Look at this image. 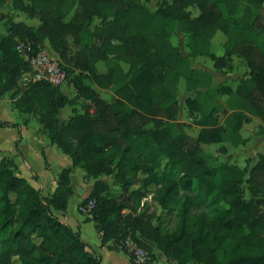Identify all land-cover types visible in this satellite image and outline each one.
<instances>
[{
    "label": "trees",
    "instance_id": "1",
    "mask_svg": "<svg viewBox=\"0 0 264 264\" xmlns=\"http://www.w3.org/2000/svg\"><path fill=\"white\" fill-rule=\"evenodd\" d=\"M158 2L152 10L142 0H12L15 10L40 24L13 21L0 33V96L11 92L15 109L36 115L72 166L61 170L56 190L44 196L19 174L13 158H0V264L101 263L80 231L55 213L66 211L74 194L73 167L95 179L80 203L94 201L85 220L95 222L103 245L129 254L132 264L128 239L149 252L145 264L156 258V248L175 264H264V154L248 169L213 163L205 148L227 140L235 147L247 144L250 137L242 131L249 114L264 117V0ZM6 3L0 0V7ZM176 31L185 35L187 52L172 43ZM218 32L227 37L222 56L213 50ZM84 34L93 42L82 44ZM71 38L79 48L70 57L74 65L61 66L76 95L47 81L22 89L29 65L18 43L31 42L39 51L48 41L69 59ZM234 56L250 69L235 91L214 87L212 73L193 66L211 58L216 70L231 69ZM182 83L189 113L200 114L198 133L177 121ZM112 87L117 97L109 103L98 88ZM220 93L234 94L236 103L223 121L215 103ZM80 98L90 103L82 112L75 110ZM68 105L73 115L61 121L60 110ZM111 175L122 188L115 196L102 179ZM149 195L151 201L143 202ZM152 203L166 214L151 210ZM172 216L179 218L176 227L166 231Z\"/></svg>",
    "mask_w": 264,
    "mask_h": 264
},
{
    "label": "crops",
    "instance_id": "2",
    "mask_svg": "<svg viewBox=\"0 0 264 264\" xmlns=\"http://www.w3.org/2000/svg\"><path fill=\"white\" fill-rule=\"evenodd\" d=\"M7 2H9V0H7ZM226 40L227 38L225 40L222 39V42L225 43ZM236 57L239 56L233 57V67L231 69L216 71L223 73L233 72L236 69V63L234 62V59ZM239 58L240 61L238 62V65H241L240 68L243 69L244 75L242 74L243 76H240V78H236V86H228L224 83L220 84L231 87L234 91L237 89L240 80L249 76L250 71L245 60L241 57ZM193 66L195 67L194 64ZM205 71H209L212 73L214 86V73L210 70ZM224 95H228L230 98L234 97L232 96L234 94ZM0 103L7 107V111H5L6 113L3 112L2 115L0 114V120L2 122L7 121L13 124L11 126L0 125V158L4 156L13 158L18 165V172L20 175L27 178L36 188L40 189L44 196L51 195L58 186V179L61 170L65 167L72 166V159L67 154H65L57 145L50 142V139L44 132L43 126L39 122V120L36 122L31 117H29V113H22L15 109L12 105V101L10 99H7L5 96H0ZM63 110L64 107L60 110L59 118L61 121H67L73 113L70 110L64 113ZM233 110L235 109H232L231 111ZM249 115L251 116L252 120L254 117H260L264 122V117L256 114ZM197 127L200 128L199 126ZM253 137L254 138H251L247 142V144L250 141L252 143H258L264 139V125L260 127V132ZM241 145L246 144H240V146ZM94 180V178L87 177L86 172L83 168L73 167L72 187L74 189V194L69 200L68 208L66 211L55 212L61 214L59 215V217L64 222L68 223L74 230L80 231L82 238L89 243L91 248L98 255L101 256L100 264H132L129 254L125 253L122 250L109 249L106 245L102 244L101 235L96 229V224V232L94 233L86 228L88 221L85 220L86 215H84L80 211V203L91 193L95 183ZM155 252L156 258L148 264H175L174 261L168 260L166 255L159 249L156 248Z\"/></svg>",
    "mask_w": 264,
    "mask_h": 264
},
{
    "label": "rangeland",
    "instance_id": "3",
    "mask_svg": "<svg viewBox=\"0 0 264 264\" xmlns=\"http://www.w3.org/2000/svg\"><path fill=\"white\" fill-rule=\"evenodd\" d=\"M144 2V4L149 7L152 10H155L158 5L159 2L158 0H142ZM195 13H197V11H194ZM71 16H69L70 18ZM68 18V19H69ZM13 21L16 22H22L25 23L26 25H30V26H37L40 23V20L37 17H30L28 16L26 13L19 11V10H15L12 6V1L9 0V2H7L4 6L0 7V33H7L8 29L11 25V23ZM99 19H96L94 22V25L91 27V31L94 30L95 26L99 23ZM227 37L224 33L222 32H218L214 39H213V50L214 52L218 55V56H222L225 53V47H224V43L222 42V39L225 40ZM87 42H93V38L91 40V36L89 34H84L82 35V39H81V43H87ZM172 43L176 46H179L181 48L182 51L187 52L188 49L186 47V37L184 34L180 33L179 31H176L173 36H172ZM43 48H46L52 55L58 57V59L61 62H64L65 64H67L68 66H73L74 62L72 60H70V57H74V55L77 53V51L79 50L78 45L74 43L73 38L70 39L69 42V53H68V57L69 59H63L59 56L58 53H56L53 49H51L49 42L45 41ZM240 61L239 57H236L234 59V62L236 63V69L233 72H218L216 71V68L214 66V61L211 58H203V59H199L198 62H195L194 65L197 68H201L202 70H210L214 73V87H219V85L221 83H224L226 85H230L235 87L236 86V82H237V77L240 78V76H243V69H241V65H238ZM115 61L112 59L110 61V64H114ZM98 67L101 71H105L106 70V65L103 62L98 63ZM243 74V75H242ZM88 83H91V81H87ZM21 86L23 89V81L21 80ZM61 89L64 91V93H66L69 97H74L76 95L75 92V88L73 87V85L69 82V81H65L63 84H61ZM98 91L100 92L102 98L111 103L112 101H114V99L117 97V93H116V88L112 87L109 89H99ZM216 95V94H214ZM7 99L12 100V93H8L5 96ZM186 98H187V93H185V89H184V84H181L180 87V92H179V96H178V101L180 104V113L178 115V123L182 124V123H191L193 126V130L195 133H198L200 128L197 127V125L195 124V119H197L200 114H190L187 107H186ZM226 102V103H225ZM215 103L217 105V112L218 115L220 117V121H223L224 116L226 113L230 112L232 109H235V102H232V99L228 96V95H224V94H218L216 95L215 98ZM90 103L85 100L84 98H80L77 102H76V106H75V110L82 112L84 111V109L86 108L87 105H89ZM222 104V105H221ZM205 105V109L206 111H209L210 108L212 106L208 105L207 103L204 104ZM73 106L68 105L66 107H64L63 112L65 113L66 111H71L73 113ZM7 111V107L4 106L2 103H0V114L2 115L3 112ZM6 113V112H5ZM73 115V114H72ZM34 121H38V118L36 115H32L30 114V116ZM263 119H261L260 117H254L252 122L249 124H246L244 126L243 129V136L245 137H250L254 138L253 136H256L257 133L260 132V127L262 125H264V122L262 121ZM262 121V122H261ZM153 123H149V126H152ZM227 137L229 139H231V135H227ZM226 147V151L222 152L221 147ZM206 153L212 156V162L213 163H222L225 161H229L232 163H238L239 165L245 167L248 165V169H250L252 167V165H254V163L257 161V157L260 154H264V139L261 140L258 143H252L251 141L246 144V145H241L239 147H235L232 145L230 140H227L226 142L222 143V144H212L211 146H206ZM142 177L145 176L144 173L140 174ZM102 179L108 183L110 189L107 192L110 195H118L121 191L122 188L121 186L115 182V178L113 175L111 176H103ZM95 181V180H94ZM137 187V186H134ZM153 189V188H151ZM74 201V200H73ZM144 201H151V195H149L147 198H145L143 200ZM72 204V203H71ZM143 204V203H142ZM71 206V205H70ZM73 207V205H72ZM71 210V208H70ZM151 210H155L156 213L158 215H165L166 211L163 210L162 208L158 207L155 203H152V208ZM58 216L61 214H58L57 212H55ZM178 216H172L170 223L171 225H168L165 227L166 231H172L175 229L176 227V223L178 221ZM86 228L88 230H90L92 233L96 232L95 230V222L94 221H88Z\"/></svg>",
    "mask_w": 264,
    "mask_h": 264
},
{
    "label": "built area",
    "instance_id": "4",
    "mask_svg": "<svg viewBox=\"0 0 264 264\" xmlns=\"http://www.w3.org/2000/svg\"><path fill=\"white\" fill-rule=\"evenodd\" d=\"M17 50L29 65V70L24 72L21 78L23 85L47 81L54 86H59L67 80V71L61 66V61L46 48L35 51L31 42L20 41L17 45ZM93 207L94 201H91L88 205L80 206V211L84 215H89ZM125 245L134 263L145 264L150 260L149 252L132 239H128Z\"/></svg>",
    "mask_w": 264,
    "mask_h": 264
}]
</instances>
